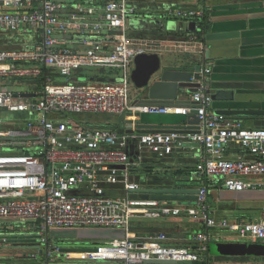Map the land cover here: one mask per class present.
Listing matches in <instances>:
<instances>
[{"label":"built area","instance_id":"obj_1","mask_svg":"<svg viewBox=\"0 0 264 264\" xmlns=\"http://www.w3.org/2000/svg\"><path fill=\"white\" fill-rule=\"evenodd\" d=\"M143 1L0 0V35L22 40L0 49V255L24 250V263L16 264H213L210 229L264 245V222L228 223L209 216L206 181L234 193L264 189V130L243 129L239 121L209 111V69L201 70L191 95L195 108L131 102L133 60L146 45L130 37L128 22L139 17ZM166 15L194 23V33L204 12L175 6ZM87 68L118 74L86 77L81 71ZM22 81L30 82L31 91H13ZM29 94L34 97L24 96ZM192 111L197 128L184 132L120 134L91 121ZM185 150L198 154L192 176L205 183L196 204L144 198L134 170L145 155L165 159ZM180 216L204 221L206 232L194 235V246L171 244L165 233L142 239L131 231L135 220ZM14 223L29 226L33 235L25 241ZM54 228L120 229L124 236L108 245L62 249L48 235ZM0 264L7 263L0 258Z\"/></svg>","mask_w":264,"mask_h":264},{"label":"crops","instance_id":"obj_2","mask_svg":"<svg viewBox=\"0 0 264 264\" xmlns=\"http://www.w3.org/2000/svg\"><path fill=\"white\" fill-rule=\"evenodd\" d=\"M140 6L141 13L137 20L153 19L156 23H159L157 25L159 29L152 31L143 28L136 32H131L129 29L130 37L146 45L145 53L158 54L163 66L183 69L192 68L198 64L208 68L210 73L206 77V83L208 84L211 97L215 98L214 101L211 100L210 112H219L221 110L264 111V0H145L141 2ZM175 6L182 9L203 10L206 22L203 36L211 33H235L236 35L228 39L202 42L191 32L192 28L188 22L182 24L167 17L166 10ZM159 31H163L166 34L160 35ZM2 37L5 38L0 35V41L7 42ZM17 40L22 41L19 38L12 39V41ZM12 41L8 40V42ZM206 52H208L207 56ZM180 94V100L184 102L190 101L192 94L184 92ZM136 99L131 100V102L135 104ZM114 117H118V119L111 120L109 117L94 118L93 122L97 121L99 123L93 125L125 134L124 127H119V117L123 118L124 125V115ZM186 117L173 114H142L141 123L147 126H156L150 130L151 132H157L158 130L160 132V126H188ZM230 120L239 121L242 128L246 130H264V117L248 120ZM197 156L198 154L195 151L185 150L175 153L159 162L160 169L156 171L159 173L139 176L140 178L142 177L141 181L143 183L151 182L157 186L198 190L205 183L192 176ZM237 156V154L232 155V153L229 155L231 158H236ZM145 159L151 162L150 165L155 166L158 163L152 155H145ZM258 179L263 180L262 178H253L255 181ZM187 181H191L195 185H180L181 182ZM206 184L208 189L207 202L210 198L215 203H218L219 210L233 212L231 221L226 218H215L209 207V216L211 218L225 220L228 223L264 222V211L262 208L264 205V189L256 192L234 193L224 190L219 185H213L210 181H206ZM160 219L135 220L131 224V231L142 239L151 235L165 233L169 237L171 244L190 247L195 244L192 238L196 233L206 232L202 219L196 220V231L192 230L191 233H185L183 227L173 222L176 219H180L181 225L186 224L190 220L184 216ZM50 230L54 235L67 236L74 240L77 239L79 242L85 240L84 243H92L104 238L121 239L124 236L120 229L54 228ZM207 233L213 236L215 241L212 242L218 240V235L215 232L207 230ZM28 236L31 237L27 234L21 235L22 238H27ZM242 242L262 244L248 238H245ZM31 245L37 247L35 243H31ZM80 245L84 246V248L94 246L85 247L87 245L83 243ZM14 251L5 252L0 255V258L4 261L5 256L19 253ZM210 258L209 252V260L213 263ZM4 262L16 264L9 260Z\"/></svg>","mask_w":264,"mask_h":264},{"label":"water","instance_id":"obj_3","mask_svg":"<svg viewBox=\"0 0 264 264\" xmlns=\"http://www.w3.org/2000/svg\"><path fill=\"white\" fill-rule=\"evenodd\" d=\"M193 30L194 23H189ZM235 33H218L204 35L205 41L223 40L234 37ZM206 52V56H207ZM134 68L131 72V82L139 92L135 104L138 106H190L197 107L191 101L184 102L181 99L182 92L193 94L197 91L201 80L202 65H194L192 68H171L163 66L160 57L156 53H142L133 60ZM34 97L33 94L24 95ZM211 100H215L212 96ZM192 111L186 117L188 126L159 127L157 132L168 133L171 130L184 132L197 128L198 119ZM223 119L248 120L252 118H263L264 111L246 110H221L215 112ZM139 113H127L124 115V129L126 134H145L153 133L150 130L156 126H147L141 123ZM149 130V131H148ZM155 132V131H154ZM144 188L139 192L143 193L144 198H151L159 201L173 202L180 205H195L198 190L193 188L182 189L162 185H154L151 182L143 183ZM26 239V238H23ZM141 248V245L136 246ZM210 256L219 258L213 264H254L250 261L253 258H264V245L259 243H248L242 241H231L215 243L209 246ZM145 264H174L171 262L150 261ZM182 264H191L182 263Z\"/></svg>","mask_w":264,"mask_h":264},{"label":"rangeland","instance_id":"obj_4","mask_svg":"<svg viewBox=\"0 0 264 264\" xmlns=\"http://www.w3.org/2000/svg\"><path fill=\"white\" fill-rule=\"evenodd\" d=\"M157 25H159V23H156L155 20L150 19V18L149 19L145 18V19H142L141 21H138L136 18V20L131 19L128 22V27H129L131 32H133V31L136 32L137 30H140L143 28L150 29L152 31H156L159 29V26H157ZM3 39H5L7 42L0 41V47H3L0 49L11 47L14 45L13 43H15L14 41L8 42L7 39H9V38H3ZM81 74L83 76H86V77L103 76L104 78L107 79L109 77H116L118 74V71H113V72L108 73V69H105V68H87V69H82ZM13 85H14V87L12 89L15 92H21V90L23 88H26L27 91H31L30 89L28 90V88H27L30 85L29 81H26V82L22 81V82H18V84H13ZM129 87H130V89H129L130 99L133 100L135 98H138V97H136V95L139 94V92L135 89V87L133 86L132 83H130ZM10 91H11V89H10ZM106 117H109L111 120L118 119V117H114V116H98L97 118H106ZM77 119H79V118H77ZM91 121L93 122V120H91ZM96 123H99V122H97V121L93 122L94 125ZM119 123H120L119 127H121V128L124 127L123 118L119 117ZM136 176H139V174H137ZM140 176H141V174H140ZM180 185L181 186H194L195 183H193L191 181H187V182H181ZM208 202H209L210 211H212V213H213V217L224 218V219L226 218V219L231 221V219L233 218V212L219 210L218 203H215L210 198H209ZM159 220H161V219H159ZM168 221H171V220H168ZM173 222L176 223L177 225H180L181 227H183V230L185 233H191L192 230L196 231L195 222H197V221L190 220L186 224H183V225L180 224L181 223L180 219H176ZM16 224H19V223H14L12 225H14L15 230H17L21 235L24 233H27V234L29 233V235H33L34 231H31L32 229H30L29 226L25 225L24 227L17 228V227H15ZM1 226L5 227V229H7V230H11V228H12V226H10V224H6V223L1 224ZM210 231L215 232L218 235V240H216V242H212L210 245H214L217 242H226V241L231 242V241L245 240V239L239 238L236 234L230 233L227 230L210 229ZM48 235H49V237H51L53 239V241L55 242L57 247L62 248V249L84 248V246L80 245L81 243H83L84 245H87L85 247H89V245H108V244L113 242V239H105L104 238V239H99L97 241H94L92 243H89V242L84 243L85 240H82V242H79L77 239L74 240V239L67 237V236L54 235L51 230H49ZM213 241H215V240H213ZM25 246L30 247L31 245H29V243H26ZM17 251L18 252L22 251V252L20 254L15 253L11 256H5L4 261L9 260V261H13L14 263L23 262L24 250L21 249V250H17ZM210 259L213 263L218 262L220 260L219 258H214V257H211ZM250 261L254 264H264V258H253V259H250Z\"/></svg>","mask_w":264,"mask_h":264},{"label":"trees","instance_id":"obj_5","mask_svg":"<svg viewBox=\"0 0 264 264\" xmlns=\"http://www.w3.org/2000/svg\"><path fill=\"white\" fill-rule=\"evenodd\" d=\"M205 16H203V18H202V20H201V22L200 23H198V28H199V30L198 31H196V32H194L193 34L195 35V37L197 38V39H200V41H205L204 40V36H203V33H204V31H205V28H206V25H205ZM160 32V35L162 34V35H164V34H166L165 32H163V31H159ZM203 36V37H202ZM154 157V156H153ZM155 158V160H157L158 161V163H156V165L154 166V165H150V163L151 162H149V160H146V159H143V161H142V163H141V165L139 166V167H137V169H135L134 170V175L135 174H141V175H145V174H152V175H154V174H157V173H159V172H156V171H158L157 169H160V167H159V162H162L161 160H163V159H159V158H156V157H154ZM137 181H141V178H140V176H139V178H138V176L135 178ZM141 182H143V181H141ZM115 240H117V239H115ZM33 245V244H32Z\"/></svg>","mask_w":264,"mask_h":264},{"label":"bare ground","instance_id":"obj_6","mask_svg":"<svg viewBox=\"0 0 264 264\" xmlns=\"http://www.w3.org/2000/svg\"><path fill=\"white\" fill-rule=\"evenodd\" d=\"M73 256L72 257H78V255H75V254H72Z\"/></svg>","mask_w":264,"mask_h":264},{"label":"flooded vegetation","instance_id":"obj_7","mask_svg":"<svg viewBox=\"0 0 264 264\" xmlns=\"http://www.w3.org/2000/svg\"><path fill=\"white\" fill-rule=\"evenodd\" d=\"M28 239H26L25 241H27ZM32 243H34L33 241H32Z\"/></svg>","mask_w":264,"mask_h":264}]
</instances>
